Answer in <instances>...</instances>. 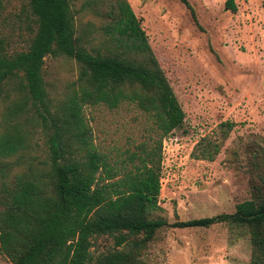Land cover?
<instances>
[{"label":"trees","instance_id":"obj_1","mask_svg":"<svg viewBox=\"0 0 264 264\" xmlns=\"http://www.w3.org/2000/svg\"><path fill=\"white\" fill-rule=\"evenodd\" d=\"M71 4L22 0L15 16L6 14L0 22L27 35L25 46L17 49L13 33L0 31V97L17 95L7 107L11 123L0 132V159L29 146L19 116L30 110L46 132L48 154L42 165L30 163L0 185V253L11 264H148L139 257L140 249L168 224L152 216L159 208L161 142L181 125L185 111L128 0H107L102 9L105 51L88 46L89 26L77 32ZM226 4L235 9L233 0ZM4 5L0 0V8ZM48 54L73 57L79 65L76 81L53 104L43 75ZM125 101L149 115L159 137L156 146L137 142L134 151L124 149L118 159L95 143L85 108H116ZM208 143L211 151L201 149L194 156L213 159L219 143ZM255 188L232 212L169 224L243 222L252 240L249 264H264V180ZM102 235L114 244L97 250Z\"/></svg>","mask_w":264,"mask_h":264},{"label":"rangeland","instance_id":"obj_2","mask_svg":"<svg viewBox=\"0 0 264 264\" xmlns=\"http://www.w3.org/2000/svg\"><path fill=\"white\" fill-rule=\"evenodd\" d=\"M3 1L0 22L6 14L15 16L22 0ZM70 1L77 32L89 26L84 37L88 46L105 51L108 38L101 25L106 22L102 9L107 0ZM128 2L185 111L181 125L161 142L159 208L152 216L168 224L155 231L139 257L148 264H249L252 240L247 224L219 221L208 227H180L169 223L232 212L264 180V0H233L235 9L226 0ZM3 30L13 33V48L25 46L23 30L19 35L20 29L10 30L2 23ZM78 72L73 57H44L43 75L52 104L65 95ZM16 97L14 92L0 97V132L11 123L7 107ZM85 109L95 143L111 157L116 153L118 159L124 157V149L134 151L143 140L148 141L147 147L156 146L153 142L159 134L152 120L133 103ZM32 113L19 116L28 130L29 146L0 159V185L12 181L28 164L42 165L48 159L46 132ZM210 141L219 143L213 159L194 156L201 149L211 151ZM19 153H23L20 160ZM125 164L128 167L130 162ZM96 241L97 250L114 244L106 235ZM0 264L11 263L0 253Z\"/></svg>","mask_w":264,"mask_h":264}]
</instances>
